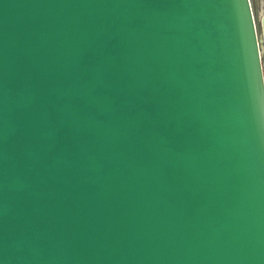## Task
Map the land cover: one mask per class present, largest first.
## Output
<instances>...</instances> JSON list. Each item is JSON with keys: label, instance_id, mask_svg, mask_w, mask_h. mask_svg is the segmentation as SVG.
<instances>
[{"label": "water", "instance_id": "obj_1", "mask_svg": "<svg viewBox=\"0 0 264 264\" xmlns=\"http://www.w3.org/2000/svg\"><path fill=\"white\" fill-rule=\"evenodd\" d=\"M0 264H264L250 0H0Z\"/></svg>", "mask_w": 264, "mask_h": 264}, {"label": "rangeland", "instance_id": "obj_2", "mask_svg": "<svg viewBox=\"0 0 264 264\" xmlns=\"http://www.w3.org/2000/svg\"><path fill=\"white\" fill-rule=\"evenodd\" d=\"M250 3L256 24L264 72V29L262 27V19L264 17V0H250Z\"/></svg>", "mask_w": 264, "mask_h": 264}]
</instances>
